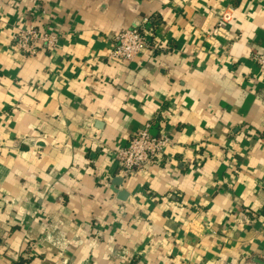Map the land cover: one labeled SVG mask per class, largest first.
Instances as JSON below:
<instances>
[{"label":"crops","instance_id":"obj_1","mask_svg":"<svg viewBox=\"0 0 264 264\" xmlns=\"http://www.w3.org/2000/svg\"><path fill=\"white\" fill-rule=\"evenodd\" d=\"M144 18L156 49L110 61ZM29 26L59 43L25 55ZM255 52L264 0H0V264H264ZM148 122L174 144L124 178Z\"/></svg>","mask_w":264,"mask_h":264},{"label":"built area","instance_id":"obj_2","mask_svg":"<svg viewBox=\"0 0 264 264\" xmlns=\"http://www.w3.org/2000/svg\"><path fill=\"white\" fill-rule=\"evenodd\" d=\"M155 25L151 18H144L137 27L124 29L116 35L115 45L111 49L110 61L132 62L146 50H155ZM14 40L16 46L27 56L35 55L42 44L53 49L59 43V36L51 32L41 33L35 26L19 30ZM255 64L264 67V52L252 55ZM173 139L165 131L158 134L152 132V122H148L136 130L128 144L118 148L116 160L120 173L124 178L137 174L146 166L160 164Z\"/></svg>","mask_w":264,"mask_h":264},{"label":"trees","instance_id":"obj_3","mask_svg":"<svg viewBox=\"0 0 264 264\" xmlns=\"http://www.w3.org/2000/svg\"><path fill=\"white\" fill-rule=\"evenodd\" d=\"M26 261V260H25ZM20 264H26L24 261H21Z\"/></svg>","mask_w":264,"mask_h":264}]
</instances>
